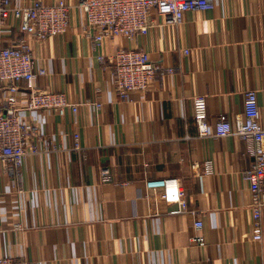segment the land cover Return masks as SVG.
I'll return each mask as SVG.
<instances>
[{"label": "crops", "instance_id": "obj_1", "mask_svg": "<svg viewBox=\"0 0 264 264\" xmlns=\"http://www.w3.org/2000/svg\"><path fill=\"white\" fill-rule=\"evenodd\" d=\"M36 1L72 7L65 35L30 41L46 70L36 85L86 105L76 115L22 113L52 143H32L38 153L24 159L15 182L0 165V257L36 264H264V241H252V194L243 178L253 160L240 138L214 137L221 114L232 124L243 117L248 90L258 92L264 128V0H216L213 11L189 12L179 26L156 27L133 41L106 40L99 50L83 35L80 0L17 4ZM18 35L8 25L0 44ZM119 49L146 51L166 69L128 101L98 62ZM197 95L207 97L206 138L194 120ZM74 133L81 152L73 150ZM100 167L112 182H99ZM165 178L181 181L188 213L171 214L178 206L155 201L146 189V181ZM192 212L204 223V247L192 242Z\"/></svg>", "mask_w": 264, "mask_h": 264}, {"label": "built area", "instance_id": "obj_2", "mask_svg": "<svg viewBox=\"0 0 264 264\" xmlns=\"http://www.w3.org/2000/svg\"><path fill=\"white\" fill-rule=\"evenodd\" d=\"M19 0H0V36L8 25L14 26L19 35L9 46L0 44V92L6 95L0 100V165L13 179L19 178L24 159L38 151L32 145L39 140L47 148L52 141L45 140L35 124L29 123L23 112H54L64 116L67 111L77 114L80 106L71 103L66 94L41 89L36 85L46 76V70L37 66L30 41L44 43L51 37L65 35L70 28L72 7L65 1L46 5L36 1L23 7ZM216 0H80L77 8L85 15L83 35L99 50L106 40L123 38L133 41L146 36L160 26H179L189 12H207L215 9ZM161 19V23L158 22ZM188 53V51L186 52ZM98 62L112 79L119 99L128 101L132 92L148 91L150 82L166 69L151 61L149 54L137 49H119L108 55L100 54ZM173 73V69L167 70ZM102 109L103 104L94 103ZM193 113L199 136H210L207 97L193 98ZM258 92H245L243 117L232 124L227 115L221 114L215 126L214 137L223 139L235 136L246 145L245 153L252 158L251 167L243 178L252 194V241H264V128L260 123ZM73 150H84L79 133L73 134ZM212 166L207 164L206 173ZM113 176L109 169L99 168V182L110 183ZM146 189L155 201L177 205L173 215L188 213L187 197L181 181L165 178L146 181ZM19 193L23 190L19 189ZM195 217L197 235L192 242L200 247L207 242L201 232L202 220ZM0 264H36L22 258L0 257Z\"/></svg>", "mask_w": 264, "mask_h": 264}]
</instances>
